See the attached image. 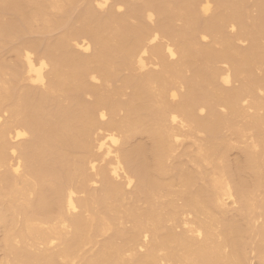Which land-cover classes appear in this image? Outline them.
I'll use <instances>...</instances> for the list:
<instances>
[{
  "label": "bare ground",
  "instance_id": "1",
  "mask_svg": "<svg viewBox=\"0 0 264 264\" xmlns=\"http://www.w3.org/2000/svg\"><path fill=\"white\" fill-rule=\"evenodd\" d=\"M0 264H264V0H0Z\"/></svg>",
  "mask_w": 264,
  "mask_h": 264
},
{
  "label": "rangeland",
  "instance_id": "2",
  "mask_svg": "<svg viewBox=\"0 0 264 264\" xmlns=\"http://www.w3.org/2000/svg\"><path fill=\"white\" fill-rule=\"evenodd\" d=\"M237 152L238 151L236 149H233L230 154H231V156H234V155H236Z\"/></svg>",
  "mask_w": 264,
  "mask_h": 264
}]
</instances>
